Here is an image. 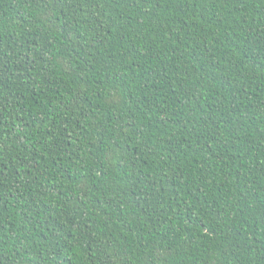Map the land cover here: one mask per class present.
<instances>
[{"label": "trees", "instance_id": "1", "mask_svg": "<svg viewBox=\"0 0 264 264\" xmlns=\"http://www.w3.org/2000/svg\"><path fill=\"white\" fill-rule=\"evenodd\" d=\"M0 264H264V0H0Z\"/></svg>", "mask_w": 264, "mask_h": 264}]
</instances>
